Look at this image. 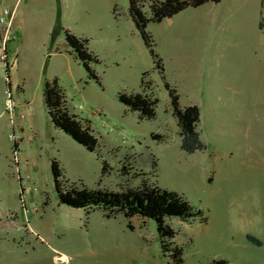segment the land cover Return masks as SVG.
<instances>
[{"label": "rangeland", "instance_id": "obj_1", "mask_svg": "<svg viewBox=\"0 0 264 264\" xmlns=\"http://www.w3.org/2000/svg\"><path fill=\"white\" fill-rule=\"evenodd\" d=\"M127 9V0H22L8 40L0 29V264H174L154 221L60 205L52 160L62 184L122 192L144 182L183 196L205 220L165 219L182 264H264V0L205 3L146 26L180 108L199 109L205 149L193 154L179 148L163 81ZM65 30L88 40L98 82L67 53ZM143 75L157 100L152 120L117 99L141 93ZM53 79L95 152L51 124L43 86Z\"/></svg>", "mask_w": 264, "mask_h": 264}, {"label": "trees", "instance_id": "obj_2", "mask_svg": "<svg viewBox=\"0 0 264 264\" xmlns=\"http://www.w3.org/2000/svg\"><path fill=\"white\" fill-rule=\"evenodd\" d=\"M127 13L136 28L145 48L152 58L155 70L158 71L163 87L167 92L172 116L177 121L180 138V150L193 154L205 149L200 141L197 125L199 123V109L195 105L180 108L179 96L164 78V69L161 59L154 51L151 36L146 32L148 23H160L169 19L188 7H199L205 3L217 4L219 0H127ZM64 44L67 53L82 65L89 78L98 82L91 67L98 64L95 55L88 49V40L77 38L69 31H64ZM6 72L8 69L6 68ZM141 93H118V102L129 112L136 113L139 120H152L155 118L157 100L145 94L147 83L144 75L140 80ZM43 99L48 116L53 127L73 142L83 147L88 152H95L98 141L89 126L76 115L70 114L66 107L65 97L59 88L56 79L46 81L43 86ZM154 140H161L158 135H153ZM155 166V162L153 163ZM107 169L103 165V172ZM50 170L54 180L55 191L60 205L72 209H82L87 213L90 210L102 209L107 218L122 214L127 220L138 217L143 220H152L156 225V232L160 240L163 254H168L174 264H182V250L174 243L175 232L165 224V219H177L182 223L199 218L204 221L202 212L194 210L186 199L175 193L147 186L144 182L133 189L122 192H108L100 189L89 190L82 184H63L59 181L62 177L61 169L55 160L50 163ZM253 243H257L249 238ZM212 264H225L224 261Z\"/></svg>", "mask_w": 264, "mask_h": 264}, {"label": "built area", "instance_id": "obj_3", "mask_svg": "<svg viewBox=\"0 0 264 264\" xmlns=\"http://www.w3.org/2000/svg\"><path fill=\"white\" fill-rule=\"evenodd\" d=\"M6 1L7 0H0V29L3 33V41L8 40L12 34V29L14 27L17 14V7L22 2V0H14V4L12 3L11 6H8L9 4L6 3ZM4 105L6 109H10L13 106L11 96L8 93H6ZM13 153H17V150H14Z\"/></svg>", "mask_w": 264, "mask_h": 264}, {"label": "crops", "instance_id": "obj_4", "mask_svg": "<svg viewBox=\"0 0 264 264\" xmlns=\"http://www.w3.org/2000/svg\"><path fill=\"white\" fill-rule=\"evenodd\" d=\"M200 138V137H199Z\"/></svg>", "mask_w": 264, "mask_h": 264}]
</instances>
